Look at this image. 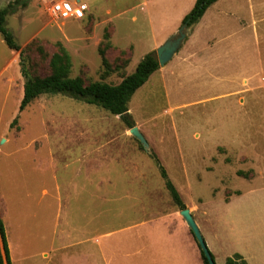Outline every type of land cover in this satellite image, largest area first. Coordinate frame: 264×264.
Listing matches in <instances>:
<instances>
[{"label":"rangeland","instance_id":"rangeland-1","mask_svg":"<svg viewBox=\"0 0 264 264\" xmlns=\"http://www.w3.org/2000/svg\"><path fill=\"white\" fill-rule=\"evenodd\" d=\"M13 1L0 0V8ZM58 1L84 2L88 10L82 18L55 19L49 9ZM195 1L27 0L7 16L6 27L23 49L31 77L51 74L52 57L64 47L71 56L70 77L118 84L178 32ZM20 68V51L0 34V148L18 151L6 161L0 153V185L29 189L35 208L26 221L37 229V242L49 216L120 218V223H80L92 230L179 212L160 165L186 206L199 212L207 245L219 242L224 254L232 252L239 234L264 220L260 0L211 5L189 27L172 60L134 93L129 113L149 150L119 115L62 93L43 94L20 112L25 82ZM1 135L10 141L3 144ZM77 157L80 162H74ZM74 182L80 183V208L75 200L66 203L67 191L75 194L66 187ZM53 240L58 248L61 236ZM63 254L57 249L53 264L62 262Z\"/></svg>","mask_w":264,"mask_h":264},{"label":"crops","instance_id":"crops-1","mask_svg":"<svg viewBox=\"0 0 264 264\" xmlns=\"http://www.w3.org/2000/svg\"><path fill=\"white\" fill-rule=\"evenodd\" d=\"M260 5L264 6V0H260ZM17 131L20 134V127ZM1 138H4L3 144L10 141L4 135ZM15 152H18L17 149L9 151L0 148L4 161ZM75 161L80 162V157L75 158ZM62 165L67 168L69 163ZM68 184L70 187L66 185V189L70 191L72 187L75 194L66 190V203L69 206L75 200L80 208V183ZM26 188V185L20 184L9 185L7 188L0 185V218L5 228L11 264H53V255L57 249L64 250L63 261L54 264H203L196 240L178 211L164 212L166 215L158 218L130 219L123 225L104 229L95 226L92 230L80 223H112L117 219L120 223V218L99 215L80 218V214H67L54 220L49 216L43 222L44 231L40 233L42 237L37 242V229L35 233V226L26 221L27 217L34 214L35 208V200H31L29 189L23 190ZM57 190L60 191L59 186ZM17 191L20 193L12 197L11 192ZM42 192L44 196L50 193L46 188ZM188 206L204 236L203 225L196 219L199 212L191 205ZM30 220L35 221V216ZM253 226L254 229L239 234L229 254L223 253L219 242L207 241L217 264H225L227 257L235 253L242 255L248 264H264V220ZM54 235L61 236L58 248L54 246Z\"/></svg>","mask_w":264,"mask_h":264},{"label":"trees","instance_id":"trees-1","mask_svg":"<svg viewBox=\"0 0 264 264\" xmlns=\"http://www.w3.org/2000/svg\"><path fill=\"white\" fill-rule=\"evenodd\" d=\"M217 1L218 0H196L190 12L183 18L182 24H187L188 27L195 25L201 20L207 9ZM26 4L27 0H14L6 7L0 8V34L9 48L20 51V71L25 79L23 97L19 107L20 112L43 94L62 93L83 100L89 104L103 107L110 113L119 115L129 128L134 127L133 119L129 113V103L134 93L160 68L157 52L153 50L147 53L138 63L135 70L124 77L118 84H110L103 81L85 83L80 77H70L69 73L72 61L69 52L64 47H61L60 52L54 54L52 57L51 74L43 77H31L24 63L23 49L16 42L14 34L6 27L7 16L14 12L18 5L25 6ZM107 37L108 34L106 35V38ZM16 119L13 121L12 125L15 123ZM152 155L159 162L156 154L152 152ZM160 168L161 174L165 179V186L170 192L174 203L179 209H185L187 206L176 185L169 178L165 168L161 165ZM0 235L2 239V246L0 244V264H11L5 228L1 218ZM201 256L203 264H209L203 251H201ZM212 256L214 258L213 254ZM225 264L248 263L242 255L235 253L227 257Z\"/></svg>","mask_w":264,"mask_h":264},{"label":"water","instance_id":"water-1","mask_svg":"<svg viewBox=\"0 0 264 264\" xmlns=\"http://www.w3.org/2000/svg\"><path fill=\"white\" fill-rule=\"evenodd\" d=\"M188 32L189 27L187 26V24H182L177 33L169 37L161 46L156 49L160 66H165L166 63L172 60L174 55L178 53L188 36ZM130 133L141 142L145 149H150V145L146 137L139 130L138 126L130 128ZM179 213L187 223L200 250L203 251L204 255L207 257L209 264H216V261L212 256V253L204 239L200 227L196 222L194 216L192 215L190 209L186 207L185 209L180 210Z\"/></svg>","mask_w":264,"mask_h":264},{"label":"built area","instance_id":"built-area-1","mask_svg":"<svg viewBox=\"0 0 264 264\" xmlns=\"http://www.w3.org/2000/svg\"><path fill=\"white\" fill-rule=\"evenodd\" d=\"M87 10L88 5L84 2L79 1H58L55 2L49 9L51 16L55 19H66L71 17L82 18Z\"/></svg>","mask_w":264,"mask_h":264},{"label":"flooded vegetation","instance_id":"flooded-vegetation-1","mask_svg":"<svg viewBox=\"0 0 264 264\" xmlns=\"http://www.w3.org/2000/svg\"><path fill=\"white\" fill-rule=\"evenodd\" d=\"M0 244H1V246H2V239H1V235H0Z\"/></svg>","mask_w":264,"mask_h":264}]
</instances>
